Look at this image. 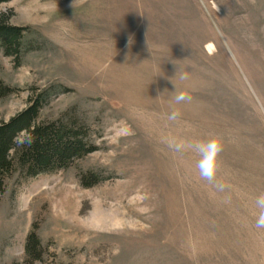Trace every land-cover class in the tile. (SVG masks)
Segmentation results:
<instances>
[{
  "label": "rangeland",
  "instance_id": "obj_1",
  "mask_svg": "<svg viewBox=\"0 0 264 264\" xmlns=\"http://www.w3.org/2000/svg\"><path fill=\"white\" fill-rule=\"evenodd\" d=\"M0 15L24 30L18 55L0 48V125L44 94L36 124L76 125L96 149L3 176L0 264H264V0H10ZM211 139L208 180L195 146Z\"/></svg>",
  "mask_w": 264,
  "mask_h": 264
},
{
  "label": "trees",
  "instance_id": "obj_2",
  "mask_svg": "<svg viewBox=\"0 0 264 264\" xmlns=\"http://www.w3.org/2000/svg\"><path fill=\"white\" fill-rule=\"evenodd\" d=\"M8 1L0 0V4ZM23 32L21 28L9 26L7 17L0 15V48L6 56L20 53ZM9 93L10 89L0 83V98ZM43 102L44 94L34 96L26 110L8 123L0 125V186L3 176L10 175L15 164L20 173L34 178L64 169L73 160L96 150L86 143L76 125L36 124ZM19 134L23 136L18 138ZM86 180L89 181L90 177ZM25 254L33 262L40 259L39 240L33 232L26 238Z\"/></svg>",
  "mask_w": 264,
  "mask_h": 264
},
{
  "label": "clouds",
  "instance_id": "obj_3",
  "mask_svg": "<svg viewBox=\"0 0 264 264\" xmlns=\"http://www.w3.org/2000/svg\"><path fill=\"white\" fill-rule=\"evenodd\" d=\"M175 99L177 102H180L190 98L186 97L184 93H180L175 97ZM195 147L201 154V160L197 165L200 170L201 176L205 179L212 180L215 175L217 166L216 157L222 151L221 143L216 139H211L207 142L198 143ZM256 206L257 208L261 209L256 220V227L264 228V195H260L259 197H257Z\"/></svg>",
  "mask_w": 264,
  "mask_h": 264
}]
</instances>
